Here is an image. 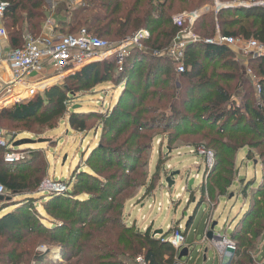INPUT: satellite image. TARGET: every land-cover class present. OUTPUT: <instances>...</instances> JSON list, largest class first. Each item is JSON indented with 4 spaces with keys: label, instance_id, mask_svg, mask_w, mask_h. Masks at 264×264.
<instances>
[{
    "label": "trees",
    "instance_id": "16d2710c",
    "mask_svg": "<svg viewBox=\"0 0 264 264\" xmlns=\"http://www.w3.org/2000/svg\"><path fill=\"white\" fill-rule=\"evenodd\" d=\"M206 2L209 0H85V7L72 11L69 21L60 18L55 30L62 34H75L79 29L85 28L87 32L97 38L105 40L100 37L105 36L118 41L127 35L144 30L149 32L144 43L151 50L160 52L172 43L180 31V28L173 23L171 14L173 3H180L184 6L182 11H188V9L197 8ZM9 3L10 7L4 18V27L9 30L7 33L9 49L14 50L23 46L25 34L34 37L41 34L42 24L46 19V9L43 0H9ZM229 12L237 13L238 19L241 21L253 19L254 22L250 29L242 26L238 31L223 30V36H240L246 40L264 44V7L223 9L213 18L217 20L219 16H224ZM204 18L200 29L204 30L207 27L205 35H214V19ZM64 28L69 33H65ZM229 53L228 47L225 46L205 43L189 45L186 48L183 61L185 71L177 74L175 64L165 55L150 57L147 60L146 54L141 53L138 49L132 50L119 71V76L113 78L115 82H119V85L124 86V92L118 100V105L111 111L107 110L106 113L91 114V117L98 121L99 126H102L103 139L114 134L111 141L116 142L118 136L132 128L117 147L101 145L93 151L88 160V163L97 160L103 166L112 167L116 171L111 177L109 174L101 181L97 178H92L93 180L90 181V175H87L86 171L79 170L81 173L73 176L77 179V185L72 193L51 194L48 201L42 205L47 216L50 214L51 218L55 216L50 226L45 225L42 222L44 217L35 212L34 207L37 199L33 195L46 175L47 164L43 160L38 161L39 152L34 150H30L31 157L28 161L7 164L4 162L7 150L0 148L4 152L0 157V184L4 187L5 193L14 197H25L20 203L21 207H17L15 211L0 218V237L6 238L0 241V264H20L24 261V257L29 256L26 253L17 254L16 248L9 249V245L16 241L14 235L19 233L35 234L45 242L60 246L62 248L61 256L64 260L70 261L71 258H77L74 264H134V260L139 255H143L147 264H176V250L162 240L170 233L169 231L163 233L159 238H155L151 236L149 228L142 233L136 232L124 224L121 219L122 204L116 202L124 188L115 182L123 183L126 188L129 183L136 181L133 178L130 179V175L139 165L140 157L150 148V143H144L147 141L145 135L138 133V130L139 132L147 130V126L143 123L138 126L141 120L140 115L144 114L139 109L143 95L149 97L150 100H155L156 107L162 110L153 126H162L160 131L162 134L170 132L171 142L173 136L193 134L196 133V129H202L204 126H209L211 129L218 127L217 133L221 134L228 133L232 128L236 129H232L230 134L244 132L247 128L264 136V83L260 82L261 104L251 107L246 102L244 113L241 114L239 108H235L232 104L230 88L227 85H219V83L226 82L221 79L222 75H215L212 72V76L207 77L202 73L205 66L209 68L214 66V71L215 66L222 62L220 68L225 69L230 64L224 61ZM140 56H142V60L138 58ZM146 62L147 64L148 62L154 63L151 69H147ZM100 65L102 64L95 63L86 66L67 78L78 79L85 85L92 80L94 86L109 82L113 68L115 67V71L117 69L115 63L104 62L102 78L98 81L96 77ZM258 65L259 72L264 76V58L259 60ZM174 73L185 79L182 81L186 82L176 81V78L173 77ZM230 76L235 78L234 73H230ZM134 84L137 85L135 88ZM139 88L142 90L137 95L135 90ZM69 94L70 91L61 87H50L43 96H37L30 102L18 103L10 108L2 109L0 118L13 123L29 124L34 122L38 125H47L51 130L55 127L53 122L66 113L67 105L71 100ZM136 108L138 111L133 114L131 110L135 111ZM181 108L195 110L196 116L192 120L187 118L182 115ZM42 109L50 111L47 114H39ZM88 115L71 112L68 125L77 132H86L85 119ZM247 115H250V119L243 123L244 117ZM231 123L232 125H230ZM189 124L190 127L185 129L184 125ZM241 126L240 130L238 127ZM159 165L160 161L156 169H159ZM97 170L103 172L102 168H97ZM138 176L141 179L144 178V175H140V173ZM82 190L88 193L89 199L83 201L80 208L75 204L73 206L75 208L68 206L73 202L72 199L78 200L76 199L78 198L77 194ZM102 202L106 206L101 208V212L92 213V207L97 208L98 204ZM64 203L67 204L66 207H64ZM108 212L116 213L112 218L107 217ZM262 217L264 218V216H257L255 209L250 208L241 222L248 224L249 220L254 221ZM252 224H248V227H251ZM86 225H89L90 229L86 230ZM92 228L96 229L93 231ZM249 232L248 229L246 233ZM252 234L258 235L257 233ZM231 237L237 244L245 245L247 248L253 246L248 244L249 240L243 237L242 229L234 231ZM241 257L240 251H236L228 264H239ZM39 261L42 259L40 258ZM248 263L253 262L251 260Z\"/></svg>",
    "mask_w": 264,
    "mask_h": 264
},
{
    "label": "rangeland",
    "instance_id": "374dc122",
    "mask_svg": "<svg viewBox=\"0 0 264 264\" xmlns=\"http://www.w3.org/2000/svg\"><path fill=\"white\" fill-rule=\"evenodd\" d=\"M56 1L60 2V0ZM230 5H233V8L264 7V0H209V2L203 3V5L197 8L188 9V11H182L184 6L180 3H173V10L171 12L173 23L175 25V19L184 18V23L180 27L179 33L183 32L184 40L187 42L196 39V42L189 45L204 43L207 40L215 38L217 34L223 35V30L229 32L238 31L239 27L242 26L250 29L254 20L244 19L241 21L238 19L237 13H226L224 16H219L217 20L213 18L221 10L230 9ZM71 13L69 12V14L60 17L69 21ZM198 13L199 16H196ZM189 17L192 19L197 18L190 20ZM204 17L214 19L215 33L212 36L205 35V32L208 30L207 27L204 30L200 29V25L205 20ZM143 31L139 30L133 35H127L123 39L132 38ZM64 32L69 33L66 28H64ZM7 33H9V30H7ZM100 37L112 44V49H115L118 43L123 40L118 41L110 39V37ZM147 38H142L140 41L142 48L138 50L146 54L145 58L147 60L150 57H158L163 54L171 45L160 52L151 50L144 43V40ZM234 38H237V43L228 47L230 53L224 60L230 64L225 69L222 68V70L220 66L223 62L219 63L215 66L214 71V66L210 68L205 66L206 68L204 67L202 73L203 75H207V77H211L212 72L215 75H222L221 79L226 80V82L219 83V85H227L230 88L232 104L235 108L238 107L241 114H243L246 102L251 107L261 104L260 82L264 83V76L259 72L258 64L259 60L263 58H255L251 53L247 52L248 47L245 43L248 40L240 36ZM138 58L142 60V56ZM110 61L113 62L108 58L99 62L102 65L97 69L96 79L98 81L102 78L105 66L104 62ZM152 65H154L153 62L151 64L149 62L147 64L146 62L147 69H151ZM114 69L115 67L112 70L109 82L95 86L92 80L85 85L78 79L67 78L74 73L63 77L61 75L55 76L52 71H49L46 73L47 77L39 78L36 76L35 79L40 81L38 86L35 85L34 88L36 95L29 97L27 94L22 93L19 96L20 103H27L34 100L37 96H43L44 92L53 86L70 91L69 97L71 100L67 105L66 113L60 119L53 122L55 127L51 130L48 129L47 125H38L34 122L29 124L13 123L7 119L0 118V129L13 139V143L23 139L34 141L45 140V142L40 144L12 147L13 151L23 153V160L17 163L28 161L29 157H31L30 150L39 152L38 161L43 160L47 164V172L41 184L46 180L61 181L66 184L67 192L72 193L77 185V179L73 178V176H77V173L86 171L85 173H88L87 175L91 177L90 181L93 180L92 178H97V180L101 181L103 177H108L109 174L111 177L115 173V169L103 166L97 160H92L88 163L95 149H98L101 145L111 148L117 147L132 129L126 130L117 137L116 142H112L111 139L114 134H110L107 138L103 139L102 126H99L98 121L94 117H91L94 114L106 113L107 110L111 111L118 105V100L123 95L124 86L119 85V82L113 80V78L115 79L119 76L120 72L118 68L116 71ZM176 73L179 74L177 70ZM230 73H234L235 78H232ZM173 77L176 78V81H181V83L186 82L182 81L185 79L180 78L175 73ZM135 86L137 85L134 84L133 87L135 88ZM4 88V84H0V111L14 105L12 104V99H10V95L6 94ZM141 90L139 88L135 90V93L139 95ZM16 93L20 94L21 92L18 89ZM155 103V100H150L149 97H144V95L142 96V102H140L139 109L144 114L140 115L141 120L138 126L143 123L147 126V130H142L141 132L138 130V133L145 135L147 141L144 143H150V148L140 157L139 165L130 175V179L133 178L136 181L129 183L126 188L123 186V183L115 182L118 186L124 188L116 200L117 203L122 204L121 219L124 221V224L127 227H131L134 231L142 233L149 228L151 236L159 238L163 233H167V231L171 232L173 228H176V226H172L175 220H180L185 227L187 219L184 217V213H186L187 218L192 217V223L187 233H185V246L187 247L195 241H200L202 233L204 234L206 221H211L210 227L216 222L217 224L213 230L216 233L220 232L224 235L230 242L231 248L224 249L222 252L211 249L206 255L202 256H198L196 252H193L189 261L187 259L181 260L182 264H228L227 258H232L236 251H240L242 255L239 264H248L252 260L251 256L260 248L261 255L264 256V218H257L254 221L249 220L248 224L253 223L251 227L241 222L245 213L250 208L252 210L255 209L257 216H264V136L259 132H254L252 129L247 128L244 132H233V134H230L232 128L228 133L221 134L217 133L218 127L211 129L209 126H204L202 129H196V133L193 134L173 136V141L171 142L169 137L170 132L162 134L160 132L162 126H153L157 120V116L162 113V110L156 107ZM49 111H43L42 109L39 114H47ZM137 111L138 108L135 111L131 110L133 114ZM181 111L182 115L191 120L196 116L195 110L181 108ZM71 112L89 114L85 119L87 125L86 132H77L70 128L68 118ZM244 118L243 123L247 119H250V115ZM184 127L186 129V127H190V124L184 125ZM238 128L241 130L242 126ZM149 140L150 142H148ZM200 147L206 153L212 155L211 168L206 166L205 157L198 156L195 154L197 152L192 154L193 151H196V148ZM3 154L4 152L0 150V157ZM159 161V169H156ZM97 168H102L103 172H98ZM176 172L178 174L172 177L174 184L169 188L166 178ZM139 173L140 175H144L143 179L139 178ZM190 180L195 181L191 186V191L189 189ZM200 182L204 186L203 192L200 186H198ZM41 184L33 194L37 199L34 209L38 215L44 217L42 222L50 226L55 216L52 218L50 217L51 214L47 216L44 213L42 205L48 201L47 199L51 194L40 190ZM183 187H186V192L182 191ZM205 192H207L209 201L211 202L209 210L203 200ZM177 194H181V198H177ZM77 197L76 199L78 200L76 201L78 202L72 199L73 202L68 206L75 208L73 207L75 204L80 208V204L89 199L88 193L83 190L77 194ZM2 198L0 201V218L9 212L15 211L17 207H21L20 203L25 197H14L5 193ZM66 205L64 203V207ZM105 206L106 204L103 202L99 203L97 208L92 207L91 212L98 214L101 212V208ZM158 208L161 210L158 211ZM115 213L108 212L107 217L113 218ZM73 227L77 228L78 226ZM167 227L169 228L167 229ZM88 228L90 229V226L86 225L85 229L87 230ZM95 229L92 228L91 230L94 231ZM240 229L243 231V237L249 240L248 244L253 245L252 247L247 248L245 245L237 244L231 237L234 231H239ZM248 229L250 232L246 233ZM158 230H161L163 233L161 235H154ZM252 233H257L258 235L255 236ZM14 236L18 242H12L9 245V249L16 248L17 254L26 253L29 255L28 257H24V261L20 264H74L77 259L75 257L71 258L70 261L64 260L61 256L62 248L60 246L45 242L35 234L27 235L19 233ZM4 239L6 238L0 237V241ZM205 244H208V249L211 248L207 240ZM223 255L226 258L221 261ZM37 257H40L42 261H39L40 258L37 259ZM139 258L144 259L143 255H139L133 263L139 264L137 262ZM181 263L176 262V264ZM251 264H262V260Z\"/></svg>",
    "mask_w": 264,
    "mask_h": 264
},
{
    "label": "built area",
    "instance_id": "2783aa9c",
    "mask_svg": "<svg viewBox=\"0 0 264 264\" xmlns=\"http://www.w3.org/2000/svg\"><path fill=\"white\" fill-rule=\"evenodd\" d=\"M43 1L45 2L46 9L44 27L51 25L53 16H55L54 14L58 10L57 8L60 3L66 5L69 9L85 7L83 0H62L60 2L55 0ZM9 7V0H0V84H4L5 92L10 95V99H12V104L14 105L20 103L19 96L22 93L27 94L29 97H34L36 95L35 85L38 86L40 82L35 77H47L46 73L49 71H52L55 76L61 75L65 77L67 74L79 72L86 66L99 63L108 58L115 63L116 68L120 71L131 51L141 49L142 45L140 41L142 38L149 36L147 31L139 32L132 38L123 39L115 49H112V44L108 41L97 38L87 32L85 28H81L75 34L53 33L49 35L41 34L36 37L25 34L23 37L24 44L21 48L7 50L6 47L8 46L9 37L3 24L6 11ZM229 7L233 8L234 6L230 5ZM196 16H199V13ZM195 18L192 19L189 17L190 20H194ZM174 22L180 28L184 23V18L175 19ZM182 33L178 32L171 45L163 53V55L175 63V68L179 73L185 71L183 61L187 46L196 42V39H192L191 42L185 41ZM204 43L207 45L230 47L237 43V38L217 34L215 38L207 40ZM245 44L248 47L247 52L251 53L255 58H264V44L254 40H248ZM6 72L9 73V77L7 78L4 75ZM18 89L21 92L20 94L16 93ZM12 143L13 139L0 129V148L7 150L4 155V162L7 164H13L23 160V153L12 150ZM194 152H197L195 154L198 156L205 157L206 166L211 168L212 155L210 153H206L201 147L196 148V151H193L192 154ZM198 186H200L203 192V183L200 182ZM40 190L50 194L60 195L67 192V186L61 181L46 180L41 184ZM182 191L186 192V187H183ZM4 194V187L0 184V197ZM176 197L181 198V194H178ZM203 200L209 210L211 202L209 201L207 192L204 193ZM210 224L211 221H206L207 230ZM185 233L186 230L178 226L162 238L164 243L170 244L176 250V259L181 249L185 247ZM208 242L213 251L217 250L218 252H222L224 249L231 248L228 239L220 232L216 233L215 230H213L212 239ZM224 258L226 256L223 255L221 260ZM137 262L139 264H147L142 258H139Z\"/></svg>",
    "mask_w": 264,
    "mask_h": 264
},
{
    "label": "water",
    "instance_id": "95a60500",
    "mask_svg": "<svg viewBox=\"0 0 264 264\" xmlns=\"http://www.w3.org/2000/svg\"><path fill=\"white\" fill-rule=\"evenodd\" d=\"M43 142H45V140H38V141H34V140H30V139H23V140H20V141H16V142H14L13 144H12V147H19V146H22V145H34V144H40V143H43ZM178 174V172H176V173H172L169 177H167L166 178V183H167V185H168V187L170 188V187H172L173 186V184H174V181H173V179H172V177L173 176H176ZM192 184H193V180H190V182H189V189L191 190V186H192ZM3 198L2 197H0V201L2 200ZM184 215H185V217H187V214L186 213H184ZM190 223H192V217H190V218H187V221H186V224H185V229H187L191 224ZM190 224V225H189ZM216 222H214L213 224H212V226L210 227V230L208 231L207 229H206V223H205V228H204V234L202 233V239H203V241L204 242H201V243H203V244H205L206 243V240L207 241H210L211 239H212V237H213V229H214V227L216 226ZM206 231V232H205ZM163 232L161 231V230H158V231H156L155 233H154V235H161ZM201 243H198V242H195L194 244H191L190 246H185L184 248H182L181 249V251L179 252V254H178V257H177V259H178V261L181 263L182 261V259H187V261H189L190 260V258H191V255H192V253L193 252H196V250H197V247H199V246H201ZM212 248H210L209 250H211ZM208 250V248H206L205 250H204V254L203 255H206V253L209 251ZM204 261H205V257H204ZM182 264V263H181Z\"/></svg>",
    "mask_w": 264,
    "mask_h": 264
},
{
    "label": "crops",
    "instance_id": "0c3cea01",
    "mask_svg": "<svg viewBox=\"0 0 264 264\" xmlns=\"http://www.w3.org/2000/svg\"><path fill=\"white\" fill-rule=\"evenodd\" d=\"M56 1V0H55ZM60 1H62V0H60ZM58 2V1H57ZM83 2L85 3V0H83ZM45 3V2H44ZM58 10L55 12V16H53V20H52V23H51V25H48V26H43V24H44V22H45V20H44V22H43V24H42V32H41V34L42 35H49V34H60V32L59 31H56L55 30V27H56V25H57V21L61 18L60 16H62V15H65V14H69V12H72V11H74L75 9H69L66 5H62L61 3H60V5L58 6V8H57ZM78 9V8H77ZM40 34V35H41ZM8 45V44H7ZM6 49L8 50L9 49V45L6 47ZM7 70V69H6ZM8 74L9 73H4V75H6L5 76V78H7V77H9L8 76ZM178 195V194H177ZM176 195V196H177ZM187 204V203H186ZM161 209H162V206H161ZM160 209V210H161ZM159 211V210H158ZM184 217H185V215H184ZM186 219H187V217H185ZM172 226H176V227H178V226H180V227H183V228H185L183 225H182V223H181V221L179 220H175L174 222H173V225ZM169 227H167V229H168ZM189 228V227H188ZM186 230V233H187V231H188V229H185ZM168 232V231H167ZM195 242H197V241H195ZM194 242V243H195ZM201 242H203V239H202V236H201V239H200V241L198 242V243H201ZM193 243V244H194ZM186 244V243H185ZM207 245L208 244H203V243H201V246H199V247H197V250H196V253H197V255L198 256H202L203 254H204V250L207 248ZM209 250V249H208ZM209 252V251H208ZM207 252V253H208ZM206 253V254H207ZM261 248L253 255V256H251V258H252V262L253 263H256V261L258 262V260H262V264H264V256H262L261 255ZM260 255H261V258H260ZM233 258V257H232ZM232 258H227V260H228V263H229V260L230 259H232ZM222 261V260H221Z\"/></svg>",
    "mask_w": 264,
    "mask_h": 264
}]
</instances>
